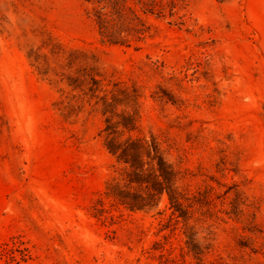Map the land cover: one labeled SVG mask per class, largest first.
Segmentation results:
<instances>
[{
  "label": "rangeland",
  "instance_id": "1",
  "mask_svg": "<svg viewBox=\"0 0 264 264\" xmlns=\"http://www.w3.org/2000/svg\"><path fill=\"white\" fill-rule=\"evenodd\" d=\"M141 1L145 38L123 46L97 0H0V264H264V0ZM105 89L138 109L189 219L111 196Z\"/></svg>",
  "mask_w": 264,
  "mask_h": 264
},
{
  "label": "trees",
  "instance_id": "2",
  "mask_svg": "<svg viewBox=\"0 0 264 264\" xmlns=\"http://www.w3.org/2000/svg\"><path fill=\"white\" fill-rule=\"evenodd\" d=\"M130 1L97 0L102 7L94 9V19L102 42L131 46L144 40L147 28L145 21ZM136 1L144 12H148L145 3L141 0ZM89 76L92 81L90 91L98 92L102 88L101 80L92 74ZM102 92L104 95L100 100L105 116L102 130L105 133L104 145L124 169L122 176L125 184L119 182L114 184L111 196L130 211L156 209L162 197L166 196L173 214L189 219L191 207L187 203L189 199L179 188L178 173L166 158L158 140L154 136L148 138L133 133L138 129V109H134L132 113L126 110L118 112L116 106L122 102L118 94H113V91L109 92L107 89ZM109 93L112 94L111 98ZM120 93L124 94L125 90ZM190 239L196 244L194 235L190 236ZM194 246L193 250L197 255L203 254L202 251H198L196 245Z\"/></svg>",
  "mask_w": 264,
  "mask_h": 264
}]
</instances>
